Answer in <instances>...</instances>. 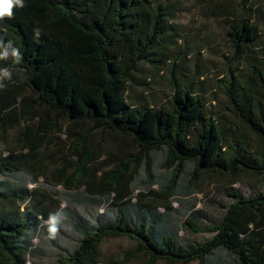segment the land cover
Returning <instances> with one entry per match:
<instances>
[{
	"label": "trees",
	"instance_id": "16d2710c",
	"mask_svg": "<svg viewBox=\"0 0 264 264\" xmlns=\"http://www.w3.org/2000/svg\"><path fill=\"white\" fill-rule=\"evenodd\" d=\"M198 2L227 30L232 56L218 85L239 124L209 103L204 73L179 70L189 49L179 0H25L0 20V176L50 174L77 202L120 205L108 222L73 218L80 238L64 263L103 264L102 243L128 238L135 248L108 264H264V0ZM147 67L167 70L165 101ZM142 174L157 207L129 206ZM243 176L262 190L231 189L216 222L199 224L196 197L180 222L168 220L179 212L170 200L193 195L200 180ZM48 198L0 181V264H28L51 219ZM182 230L213 237L183 246Z\"/></svg>",
	"mask_w": 264,
	"mask_h": 264
},
{
	"label": "rangeland",
	"instance_id": "374dc122",
	"mask_svg": "<svg viewBox=\"0 0 264 264\" xmlns=\"http://www.w3.org/2000/svg\"><path fill=\"white\" fill-rule=\"evenodd\" d=\"M180 13L177 23L181 25L182 30L187 35V45L189 46L185 67L182 65L179 70L185 71L188 75L205 74L207 82L208 101L218 110L223 117V122L229 121L239 124V120L234 111L229 107L225 92L219 87V79L227 78L226 57H231V46L226 35V28L223 22L205 16L203 7L199 4L198 0H179ZM264 13V9L262 10ZM260 23L262 22V19ZM264 20V19H263ZM264 28V23L260 25ZM240 67V66H238ZM148 74L152 77V87L157 90L156 97L160 101H165L168 96L172 94L171 87L168 82L167 70L164 72L157 71L147 67ZM178 74V73H177ZM139 89H136L134 94H137ZM229 125V123H226ZM10 135H15L13 132ZM241 135H249L250 133L244 132ZM254 144L253 139L250 140ZM4 145L0 143V149ZM48 162V161H47ZM55 167L51 164L50 168ZM155 172L163 174L167 172L163 167L156 166ZM41 177L35 180V174L30 171H24L22 174L14 177L10 175L0 176V181H6L9 184H14L16 181H24L28 183L29 189L37 190L39 193L49 195V198L44 200V205L52 213L51 217L57 218V232L55 238L51 237L49 233L50 219L42 220V229L40 235L36 237L34 242L35 252L29 259L28 264H67L63 261L66 260L68 254L74 250V247L80 238V233L73 223V218L77 215L81 220L87 222L89 225H95L102 222L113 220L120 205L105 204L100 207L94 204H87L77 202L72 198L74 191L67 189L64 185H57L56 181L49 176ZM143 177V178H142ZM183 177L186 174L183 173ZM144 175L137 181L134 187V195L129 203L132 206L137 203L142 205L152 206L158 205L153 202L152 197L148 195V189L143 185ZM154 191L159 192L160 187L158 184L151 187ZM238 189L244 196L255 195L262 190V182L260 178L251 176H243L238 183L232 184L227 179H219L217 177L205 178L200 180L196 185H193L194 194L186 196L185 198H172L170 204L179 212H171L168 220L170 222L178 223L183 216V212H188L193 203L194 198L197 199L199 224L203 227L205 224L216 222L225 209L221 207L222 204L229 205L233 198L229 196L231 189ZM51 199V200H50ZM155 208V207H154ZM160 212L163 208L159 209ZM213 237V234L199 233L194 234L187 230H182L178 236V242L183 246L195 245L204 242L206 239ZM136 243L128 238H118L106 240L101 245L102 261L103 264H108L112 260H123L124 253L128 250L135 248ZM143 258H135L125 264H143ZM158 264H165L159 262ZM190 264H198L192 262Z\"/></svg>",
	"mask_w": 264,
	"mask_h": 264
},
{
	"label": "clouds",
	"instance_id": "9594fccd",
	"mask_svg": "<svg viewBox=\"0 0 264 264\" xmlns=\"http://www.w3.org/2000/svg\"><path fill=\"white\" fill-rule=\"evenodd\" d=\"M25 0H0V20L4 18L12 19L14 16V9L15 8H24ZM6 55V53H5ZM57 218L51 217L50 219V227L49 233L51 234L52 238H55L57 232Z\"/></svg>",
	"mask_w": 264,
	"mask_h": 264
}]
</instances>
